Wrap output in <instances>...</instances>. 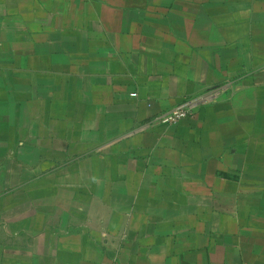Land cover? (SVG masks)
Returning a JSON list of instances; mask_svg holds the SVG:
<instances>
[{
    "label": "crops",
    "instance_id": "0c3cea01",
    "mask_svg": "<svg viewBox=\"0 0 264 264\" xmlns=\"http://www.w3.org/2000/svg\"><path fill=\"white\" fill-rule=\"evenodd\" d=\"M0 264H264V0H0Z\"/></svg>",
    "mask_w": 264,
    "mask_h": 264
},
{
    "label": "built area",
    "instance_id": "2783aa9c",
    "mask_svg": "<svg viewBox=\"0 0 264 264\" xmlns=\"http://www.w3.org/2000/svg\"><path fill=\"white\" fill-rule=\"evenodd\" d=\"M198 100L185 101L182 104L173 108L170 112L160 118V123L165 125L176 124L180 120L191 115L193 107L197 104Z\"/></svg>",
    "mask_w": 264,
    "mask_h": 264
}]
</instances>
